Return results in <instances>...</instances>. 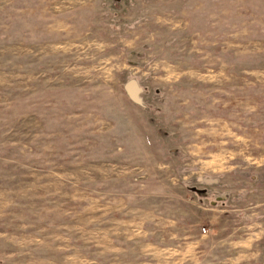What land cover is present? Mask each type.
Returning <instances> with one entry per match:
<instances>
[{"label": "rangeland", "instance_id": "1", "mask_svg": "<svg viewBox=\"0 0 264 264\" xmlns=\"http://www.w3.org/2000/svg\"><path fill=\"white\" fill-rule=\"evenodd\" d=\"M117 199L264 216V0H0V264Z\"/></svg>", "mask_w": 264, "mask_h": 264}, {"label": "crops", "instance_id": "2", "mask_svg": "<svg viewBox=\"0 0 264 264\" xmlns=\"http://www.w3.org/2000/svg\"><path fill=\"white\" fill-rule=\"evenodd\" d=\"M104 203L90 211L88 219L81 213L80 218L66 220L60 242L56 223L51 235L55 245L50 248L56 255L50 256V264H106L107 259L113 260L110 264H137L139 259L142 264H155L156 260L160 264H264V216L250 221L242 218L233 227L234 215L227 212L226 233L217 237L216 232L203 234L196 220L171 217L172 208L139 207L125 199ZM234 210L232 205L228 211ZM169 237L178 240L171 242ZM205 238L213 239L212 247L205 245ZM90 244L97 249L87 250ZM39 259L35 257L34 264Z\"/></svg>", "mask_w": 264, "mask_h": 264}, {"label": "water", "instance_id": "3", "mask_svg": "<svg viewBox=\"0 0 264 264\" xmlns=\"http://www.w3.org/2000/svg\"><path fill=\"white\" fill-rule=\"evenodd\" d=\"M128 89L129 91L131 92L132 96L134 98H136L137 96V92H138V89H137V86L135 84V81H131L129 84H128Z\"/></svg>", "mask_w": 264, "mask_h": 264}]
</instances>
